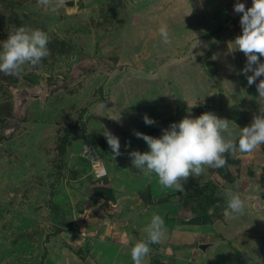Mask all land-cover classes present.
Masks as SVG:
<instances>
[{
    "label": "rangeland",
    "instance_id": "rangeland-1",
    "mask_svg": "<svg viewBox=\"0 0 264 264\" xmlns=\"http://www.w3.org/2000/svg\"><path fill=\"white\" fill-rule=\"evenodd\" d=\"M74 1L51 12L37 0H0V42L22 25L50 36V55L31 66L42 75L43 101L29 111L10 155L0 141V264H133L131 246L146 240L153 213L165 220V245L150 244L143 264L157 253L169 264H264V146L228 156L226 171L190 177L183 192L161 188L129 157L148 150L134 130L159 137L188 114L213 112L238 133L259 114L264 102L241 71L247 58L231 50L242 34L240 24L226 21L237 0ZM162 25L170 45L161 42ZM9 98L0 88L1 120ZM145 114L156 123L146 125ZM106 129L120 140L115 158ZM106 175L115 200L100 199L96 209L89 200ZM224 188L245 200L243 215L225 219ZM101 219L106 223L95 230ZM219 240L226 242L205 259L199 242Z\"/></svg>",
    "mask_w": 264,
    "mask_h": 264
},
{
    "label": "clouds",
    "instance_id": "clouds-1",
    "mask_svg": "<svg viewBox=\"0 0 264 264\" xmlns=\"http://www.w3.org/2000/svg\"><path fill=\"white\" fill-rule=\"evenodd\" d=\"M45 11L56 12L66 5V0H37ZM234 11L242 13L240 25L242 34L232 41L235 47L246 56L245 67L241 70L247 77L248 85L256 84L262 105L264 102V0H252V6L247 7L237 0ZM161 42L170 45L167 25L159 28ZM50 36L39 28L19 26L9 31L6 40L0 42V73L21 77L24 66L37 67L50 55L48 44ZM230 47V45H229ZM251 73V75H249ZM146 125H154L156 121L147 114L143 117ZM229 120L221 118L213 112H204L193 117L186 115L179 122H173L162 130V135L154 137L134 130L137 138L143 139L148 145L147 151L132 150L129 152L132 166L151 179L153 174L158 178V184L163 189L177 192L185 190L184 184L190 177H199L207 168L220 169L227 165V156L237 158V154H250L264 146V105L259 114H254L252 122L234 132L229 126ZM113 157L121 155V144L117 136L109 130L104 131ZM130 147V142L126 144ZM91 149L85 145L82 153L90 156ZM226 208L225 219L235 218L245 213L246 203L238 192L224 188ZM147 238L137 240L130 250L133 264H143L144 258L152 251L150 244H158L166 234L164 218L153 213L145 228Z\"/></svg>",
    "mask_w": 264,
    "mask_h": 264
},
{
    "label": "water",
    "instance_id": "water-1",
    "mask_svg": "<svg viewBox=\"0 0 264 264\" xmlns=\"http://www.w3.org/2000/svg\"><path fill=\"white\" fill-rule=\"evenodd\" d=\"M74 0H66V5L73 7ZM264 62V59H263ZM24 75L26 80H5L0 79V88L9 93L8 117L5 120L0 119V141L7 148L10 155L13 152V143L20 137L22 130L26 125V119L29 111L40 104L44 97V83L41 80V74L34 72L30 65L24 66ZM179 114H174L171 120H176ZM17 160L11 157L10 162ZM226 240L219 241H202L199 242L198 248L207 257V251L211 247H218L225 243Z\"/></svg>",
    "mask_w": 264,
    "mask_h": 264
},
{
    "label": "trees",
    "instance_id": "trees-1",
    "mask_svg": "<svg viewBox=\"0 0 264 264\" xmlns=\"http://www.w3.org/2000/svg\"><path fill=\"white\" fill-rule=\"evenodd\" d=\"M230 3V2H229ZM228 5L226 6V8H223L222 9V12L223 11H228ZM219 15H222L221 13L219 14ZM211 16V18H212V22H214V24H216L217 25V23L215 22L216 20H217V18L216 17H213L212 15H210ZM240 18H241V15H239V14H237V16H234V17H227L226 16V21L228 20V19H231L232 21H235V22H237L238 24H240ZM225 21V22H226ZM216 28H221V23H220V26H218V27H216ZM225 29L227 30H229V28L226 26L225 27ZM212 32V31H211ZM5 111H6V113H7V107L5 108ZM73 126V127H72ZM71 126V130H67V132L65 133V135H63V137H62V142L64 143V144H66V143H68V141L70 140V135H71V133H72V131L75 129V125H72ZM93 156L94 157H96V158H99V156H95L94 154H93ZM87 160L89 161V157L87 158ZM227 161H229L228 160V156H227ZM224 169V171H226V169H225V167L223 168ZM102 179H105V182L103 183V186H98V188L97 189H94V192H95V194L93 193V197H94V199H91L90 198V200H89V202L90 201H92L93 202V207H95L96 209H99V207L97 206V204H96V202L97 201H99L100 199H103V200H105V201H107V200H109V199H111V200H115V195L113 194L114 193V189L112 188V187H109V186H107V183H108V177H107V175L106 176H104ZM207 187H202V191L204 192V190L206 189ZM100 189H102V192L100 191V192H98ZM95 202H94V201ZM206 203V202H205ZM98 211V210H97ZM204 214L206 215V216H209L210 217V213H209V211L208 210H205V212H204ZM194 223V222H193ZM165 244H161V243H158V244H156V248L157 249H159V248H161V247H163ZM169 246H171L174 250H177V248H178V246L177 245H173V244H171V245H169ZM152 264H169V263H164L161 259H160V256H159V253H157V254H155L154 255V259L152 260Z\"/></svg>",
    "mask_w": 264,
    "mask_h": 264
},
{
    "label": "crops",
    "instance_id": "crops-1",
    "mask_svg": "<svg viewBox=\"0 0 264 264\" xmlns=\"http://www.w3.org/2000/svg\"><path fill=\"white\" fill-rule=\"evenodd\" d=\"M229 2H230V0H229ZM232 3V2H231ZM236 4V3H235ZM234 3L232 4V6H233V8L232 9H230V12L232 13V14H234V16H236L235 14H236V12L234 11V5H235ZM245 5H247V4H245ZM224 7V6H223ZM238 14V13H237ZM104 220V221H103ZM98 222V224L100 225V226H98L95 230H98V228H101V227H103L104 226V224L106 223L105 222V219H101L100 221L99 220H97ZM101 221H103V222H101ZM79 240H81V239H79ZM83 240V239H82ZM180 243H183V242H180ZM173 244H175L174 242H173ZM210 249V248H209ZM209 249H208V251H209ZM191 250H192V248H191ZM176 251H180V249H179V247L177 248V250H175V252ZM208 251H207V257H208ZM181 252V251H180ZM177 253V252H176ZM206 259V258H205Z\"/></svg>",
    "mask_w": 264,
    "mask_h": 264
},
{
    "label": "flooded vegetation",
    "instance_id": "flooded-vegetation-1",
    "mask_svg": "<svg viewBox=\"0 0 264 264\" xmlns=\"http://www.w3.org/2000/svg\"><path fill=\"white\" fill-rule=\"evenodd\" d=\"M26 79H27V76L23 74V75H22L21 77H19V78H14V79H10V80H23V81H24V80H26ZM211 211H212V210H211ZM211 211H210V212H211Z\"/></svg>",
    "mask_w": 264,
    "mask_h": 264
},
{
    "label": "built area",
    "instance_id": "built-area-1",
    "mask_svg": "<svg viewBox=\"0 0 264 264\" xmlns=\"http://www.w3.org/2000/svg\"><path fill=\"white\" fill-rule=\"evenodd\" d=\"M96 159H98V158H96ZM96 159H95V160H96ZM82 235H84V236H85L84 232H82Z\"/></svg>",
    "mask_w": 264,
    "mask_h": 264
}]
</instances>
